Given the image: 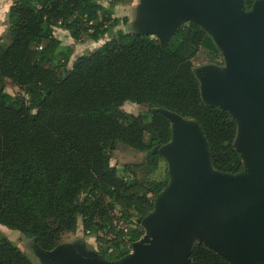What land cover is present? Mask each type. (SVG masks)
<instances>
[{"label": "trees", "instance_id": "1", "mask_svg": "<svg viewBox=\"0 0 264 264\" xmlns=\"http://www.w3.org/2000/svg\"><path fill=\"white\" fill-rule=\"evenodd\" d=\"M122 1L13 0L3 18L0 224L33 239L44 252L63 233L74 232L79 218L84 235L99 231L122 239L108 247L111 259L125 255L128 244L142 236L135 225L116 231L111 210L116 204L132 224L153 209L151 196L165 186L150 178L158 166L153 148L171 137L164 109L195 120L214 169L243 170L233 146L235 121L225 109L202 102L192 69L201 47L217 53L212 38L193 22L179 26L165 46L149 34L125 31L120 25L127 17L113 16ZM242 1L248 9L255 0ZM55 27L66 29L74 42L112 35L69 66L74 49L54 36ZM49 65L62 67L64 76ZM6 84L27 99L7 92ZM124 102L148 111L122 112ZM117 141L146 152V160L125 164L118 174L110 164ZM189 257L191 264H228L202 243L193 245ZM0 264L36 262L2 236Z\"/></svg>", "mask_w": 264, "mask_h": 264}, {"label": "water", "instance_id": "2", "mask_svg": "<svg viewBox=\"0 0 264 264\" xmlns=\"http://www.w3.org/2000/svg\"><path fill=\"white\" fill-rule=\"evenodd\" d=\"M141 3L136 8L140 19L133 24L134 33L155 34L165 46L181 21L193 18V23L205 24L216 47L223 49L227 60L223 72L209 69L195 76L202 98L237 118L238 149L248 164V173L234 176L214 169L198 124L188 128L179 114L162 110L170 122H178L175 145L166 151L156 146L153 152H164L168 157L173 181L156 203L154 213L150 215L151 210L140 219L149 228L150 238L135 243V253L121 264H163L165 250L175 254L176 264H191L189 254L195 243L212 249L228 264H251L252 260H245L251 254L264 260L260 254L264 252V1L255 0L247 15L242 13V0ZM209 166L217 173L210 172ZM246 187L251 189L245 191ZM167 198H185L190 206L161 225L160 204ZM231 208L241 213L235 216L234 224L224 221L212 239L204 233V240L190 243L189 227ZM35 253L43 264H116L97 258L95 252L75 240L58 243L45 252L35 248Z\"/></svg>", "mask_w": 264, "mask_h": 264}, {"label": "rangeland", "instance_id": "3", "mask_svg": "<svg viewBox=\"0 0 264 264\" xmlns=\"http://www.w3.org/2000/svg\"><path fill=\"white\" fill-rule=\"evenodd\" d=\"M264 1V0H262ZM255 2V1H254ZM254 2L250 5L248 9H245L244 4H242V13L243 15L249 14L253 8H254ZM140 4V0H124L122 2H119L116 4L114 8V17L122 18L124 16L127 17L128 22L126 25L121 24L120 26L125 31L135 32L136 26L133 24L137 21V19H140L138 17V9H136ZM193 18H185L183 21H181V25L184 23L192 22ZM199 26L206 32L205 30V24L198 23ZM209 30V29H208ZM207 33V32H206ZM112 35V31L105 34L100 40L93 42L92 40H86L82 42H75L72 44L74 52L71 55L69 59V66H71L72 63L77 61L78 58L83 57L85 55L90 54L96 47L100 46L103 42L108 40ZM59 36V35H58ZM153 38H156L160 44V39L157 35L151 34L150 35ZM61 37V36H59ZM171 37V36H170ZM171 39V38H170ZM62 39L61 37V42ZM63 45V44H62ZM66 46V45H65ZM192 63V69L194 75L200 73L205 70H214L219 72H223L225 70V67L227 66V60L224 57L223 49L218 48L216 54H211L209 51H207L205 48L201 47L199 51L195 54V56L191 59ZM49 68H53L59 75V77L64 76V72L62 70V67H54V66H48ZM196 77V76H195ZM197 79V78H196ZM199 83V81H198ZM5 90L9 92L12 95H17L19 99H27L26 95L23 91H20L17 88H14L10 86L9 84L5 85ZM199 90H200V97L202 102L205 105L208 106H218L220 108L225 109L232 119L236 123V134L233 140V146L236 152L239 154L242 164H243V170L238 173H232L235 175H241V174H247L248 173V164L245 160L244 155L241 153V151L238 149V139H239V129L237 131L238 127V121L237 118L226 108L217 105V104H210L208 103L204 98H202V91L200 89L199 84ZM122 112L129 113L132 115H139V114H146L148 111V106L136 104L132 102H124L120 108ZM181 116V115H180ZM183 122L188 128L195 127L197 124L195 123V120L190 117L181 116ZM169 121V120H168ZM170 123V129H171V137L168 142L160 145L159 147L163 149L162 151H166V149L172 148L175 145V135H176V126L178 125V122L174 123V121L171 120ZM196 124V125H195ZM198 129L201 132L200 127L198 126ZM203 136V134H202ZM146 139V138H145ZM206 141V140H205ZM114 155L110 159V164L112 166H115L117 173H122V168L125 164H136L141 163L146 160L147 153L144 151H137L129 146H126L120 141L116 142V146L114 147ZM208 150V147H207ZM158 155V166L154 172L150 174V178L154 181H160L164 182L165 186L164 188L159 191L157 194L151 196V201L153 203V209L150 213L153 214L155 211L156 203L158 202L159 198L163 194V192L170 186V184L173 181V177L170 172V161L168 157L165 155L164 152H155ZM209 171L212 173H217L215 170L209 166ZM251 187H246L245 191H249ZM85 193H81L79 195V199H84ZM107 202H112L110 198L106 199ZM190 206V203L187 199H171L167 198L164 199L160 204V215H159V223L161 225H164L169 219H171L173 216L177 215L178 213L184 211ZM241 213L238 209H226L224 211H221L219 213H216L215 215H212L209 218L204 219L199 224L191 226L188 228L189 231V240L190 243L193 240H204L202 237L204 236V233L209 239H212L214 236L213 232H217V229H221L223 222L228 221L231 223H235L234 219H236L235 216H239ZM111 217H112V223L115 227V230L117 229H124L125 231H128L130 227H133L134 225L142 230V236L136 240L135 242L129 243V251L120 257L119 259H111L109 256V246L115 243H122V239L120 237H115L116 234L114 233H102L99 231L92 232L91 234L84 235L81 228L80 218L78 219V225L74 232H65L62 235L61 241L62 242H69V241H77L82 242L85 244V246L88 249H91L93 252H95V256L99 259H102L104 261L113 262L116 264H121L126 262L134 253V245L135 243H145V238H150V230L147 226H144L140 219H136L135 222L132 224H129L128 219L124 218L121 214V209L114 204L113 209L111 210ZM216 230V231H215ZM213 233L212 235H210ZM6 237L13 241L19 249L24 251L32 260L36 262V264H43L42 260L37 259V254L35 253V247L33 239H29L24 237L22 234H20L17 230L9 229L5 227L4 225L0 224V237ZM96 236L99 237V240H96ZM126 241V240H125ZM189 242V241H188ZM182 252V246H180V255ZM264 255V252L260 253ZM175 255V254H174ZM172 254L170 250H165L163 255V264H176L177 263V257ZM261 257V256H259ZM264 257V256H263ZM176 258V259H175ZM252 260L251 264H264V260L257 259L256 255H249L245 260ZM230 260L234 262L233 257H230ZM244 260V261H245ZM247 262V261H246ZM240 263V262H239ZM66 264V263H65Z\"/></svg>", "mask_w": 264, "mask_h": 264}, {"label": "crops", "instance_id": "4", "mask_svg": "<svg viewBox=\"0 0 264 264\" xmlns=\"http://www.w3.org/2000/svg\"><path fill=\"white\" fill-rule=\"evenodd\" d=\"M12 3H13V0H0V34L4 30V26H3V23H2L3 22V18L5 16L6 11L9 9V7L12 5ZM53 34L60 41H61V37H62V39H64V41L62 40L61 44L73 47L72 44L75 43V42L69 36V33H68V31L66 29L55 27L54 30H53ZM58 35L61 36V37H59ZM93 42H96V41H93Z\"/></svg>", "mask_w": 264, "mask_h": 264}]
</instances>
